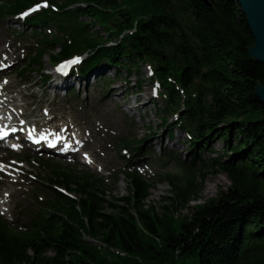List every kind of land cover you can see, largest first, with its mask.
Returning a JSON list of instances; mask_svg holds the SVG:
<instances>
[{"label": "trees", "instance_id": "16d2710c", "mask_svg": "<svg viewBox=\"0 0 264 264\" xmlns=\"http://www.w3.org/2000/svg\"><path fill=\"white\" fill-rule=\"evenodd\" d=\"M210 1L212 7L201 0H63L60 7L76 6L66 14L74 35L96 53L88 67L104 60L131 75L148 56L163 76L183 72V85L197 92L186 113L192 150L222 140L224 153L211 168L232 186L183 216L201 192L194 173L170 181V204L158 206L147 203L137 176H128L127 196L116 197L89 174L72 183L61 170L62 185L79 201L56 202L27 235L0 221V264H264V104L254 92L264 84V66L247 53L254 38L238 1ZM137 16L138 33L118 47L79 21L91 17L113 38ZM92 241L105 245L104 255Z\"/></svg>", "mask_w": 264, "mask_h": 264}, {"label": "rangeland", "instance_id": "374dc122", "mask_svg": "<svg viewBox=\"0 0 264 264\" xmlns=\"http://www.w3.org/2000/svg\"><path fill=\"white\" fill-rule=\"evenodd\" d=\"M57 1L62 2L63 0ZM13 28L18 29L17 27ZM44 65L46 69L47 67H49L50 63L48 61V58H46ZM107 70L108 68H106L105 71ZM112 73L113 71H108V74L112 75ZM122 75L123 77L115 82V87H110V91L111 89L115 88L114 90L116 92L111 96H109V92L104 100H106L107 98L111 99L113 101V106L118 107V110L122 114L128 116V118L133 121L134 134H136L140 139L148 138L147 146H152L153 148H155V146L157 145H163L166 147V150L176 152L178 155L177 158L180 159L183 163H190L192 160H194L196 155L193 151H190L189 143L186 140V137L180 131H175L174 140L168 141L166 127L162 126V121L158 117V114L159 116H162L161 112L158 110L162 108V105H153L149 101L150 88L146 87L147 79L144 67H142L140 73L133 74L131 76V78L129 79L131 83L130 86H125L123 78L126 77V75ZM140 78L143 79L144 83L142 84L139 95H137V93L134 94L133 92L137 91V80ZM39 79V76H37L36 80L38 81ZM94 81L95 80L92 79L91 84ZM138 102H141V104ZM99 114L104 120L108 121L107 113L102 111ZM126 132H128V129ZM210 145L215 152L212 153L209 151H205L202 154L203 160L208 161L211 158H218L220 154L224 153V142L222 140L213 139ZM159 148L160 147H156V149ZM200 167H202V164L197 165V168ZM208 168L209 169H207L206 171H209L208 173H206L205 178L198 179V182H200L199 184L203 189L200 199L192 200L189 204V209L183 210L181 215H190L192 208L199 204H204L212 198H216L217 194L220 191H226L228 189L230 185L228 177L221 172L212 173V168L210 165H208ZM208 187H212L211 193H208L209 195L206 194V191L209 189ZM112 189H114L113 191L115 192V196L117 197L126 195V182L124 177H121L119 182L112 186ZM169 190L170 186L167 182L164 181L160 182L159 184L155 183L150 191V196L147 200V203L155 205L158 204V206L170 204V202H168V199L171 196Z\"/></svg>", "mask_w": 264, "mask_h": 264}, {"label": "water", "instance_id": "95a60500", "mask_svg": "<svg viewBox=\"0 0 264 264\" xmlns=\"http://www.w3.org/2000/svg\"><path fill=\"white\" fill-rule=\"evenodd\" d=\"M212 7L209 0H201ZM254 38V45L247 48L251 60L264 66V0H237ZM256 97L264 104V84L258 82L254 89Z\"/></svg>", "mask_w": 264, "mask_h": 264}, {"label": "snow or ice", "instance_id": "6c2138e0", "mask_svg": "<svg viewBox=\"0 0 264 264\" xmlns=\"http://www.w3.org/2000/svg\"><path fill=\"white\" fill-rule=\"evenodd\" d=\"M47 7H49V4H48L47 0H42L41 3H37V4H35L34 7L30 8V9L28 10V12H25V13H23L22 15H23V16H27V15H29V13H31V12H36V11L42 9V8H47ZM78 62H79V58H76L75 60L71 61L70 63H78ZM66 66H67V65L61 66L60 71L63 72L64 67H66Z\"/></svg>", "mask_w": 264, "mask_h": 264}, {"label": "bare ground", "instance_id": "6f19581e", "mask_svg": "<svg viewBox=\"0 0 264 264\" xmlns=\"http://www.w3.org/2000/svg\"><path fill=\"white\" fill-rule=\"evenodd\" d=\"M208 188H209V189H208ZM208 188H207L208 190L206 189V190H207V191H206V194H207V195H209V194L211 193V190H212V187H208ZM208 193H209V194H208Z\"/></svg>", "mask_w": 264, "mask_h": 264}]
</instances>
